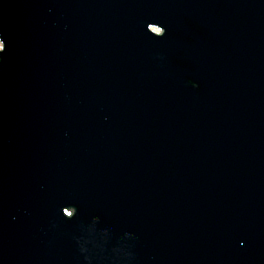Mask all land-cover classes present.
I'll return each instance as SVG.
<instances>
[{"label": "water", "instance_id": "1", "mask_svg": "<svg viewBox=\"0 0 264 264\" xmlns=\"http://www.w3.org/2000/svg\"><path fill=\"white\" fill-rule=\"evenodd\" d=\"M0 37V264H264V0H0Z\"/></svg>", "mask_w": 264, "mask_h": 264}, {"label": "snow or ice", "instance_id": "2", "mask_svg": "<svg viewBox=\"0 0 264 264\" xmlns=\"http://www.w3.org/2000/svg\"><path fill=\"white\" fill-rule=\"evenodd\" d=\"M163 31H164V33H165V29H163ZM0 41H2L3 42V51L5 50V41L2 39V38H0Z\"/></svg>", "mask_w": 264, "mask_h": 264}, {"label": "clouds", "instance_id": "3", "mask_svg": "<svg viewBox=\"0 0 264 264\" xmlns=\"http://www.w3.org/2000/svg\"><path fill=\"white\" fill-rule=\"evenodd\" d=\"M0 52H3V42L0 41Z\"/></svg>", "mask_w": 264, "mask_h": 264}, {"label": "bare ground", "instance_id": "4", "mask_svg": "<svg viewBox=\"0 0 264 264\" xmlns=\"http://www.w3.org/2000/svg\"><path fill=\"white\" fill-rule=\"evenodd\" d=\"M152 30H155V31H157V32H159L160 30L158 29V28H156V27H152ZM1 38V37H0Z\"/></svg>", "mask_w": 264, "mask_h": 264}]
</instances>
